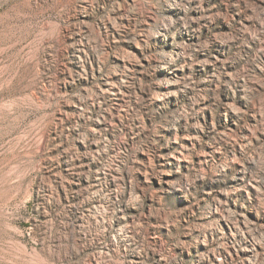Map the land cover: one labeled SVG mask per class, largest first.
Returning <instances> with one entry per match:
<instances>
[{
  "label": "rangeland",
  "instance_id": "374dc122",
  "mask_svg": "<svg viewBox=\"0 0 264 264\" xmlns=\"http://www.w3.org/2000/svg\"><path fill=\"white\" fill-rule=\"evenodd\" d=\"M0 264H264V0H0Z\"/></svg>",
  "mask_w": 264,
  "mask_h": 264
}]
</instances>
